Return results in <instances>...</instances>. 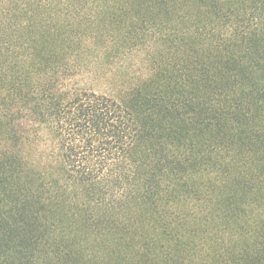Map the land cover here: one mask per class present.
<instances>
[{
  "label": "trees",
  "instance_id": "1",
  "mask_svg": "<svg viewBox=\"0 0 264 264\" xmlns=\"http://www.w3.org/2000/svg\"><path fill=\"white\" fill-rule=\"evenodd\" d=\"M0 264H264V0H0Z\"/></svg>",
  "mask_w": 264,
  "mask_h": 264
},
{
  "label": "rangeland",
  "instance_id": "2",
  "mask_svg": "<svg viewBox=\"0 0 264 264\" xmlns=\"http://www.w3.org/2000/svg\"><path fill=\"white\" fill-rule=\"evenodd\" d=\"M98 44L93 49V54L103 52L104 48H107V54L102 63H98L99 68L96 74H89L86 77H82V86L93 89L99 93H105L114 97L120 98L119 81H126L127 83L137 82L139 79L147 77L150 72V66L148 64L149 58H147V52L145 50H139L134 53L133 56L125 58L123 52L120 54V61L115 65L110 64V49L118 46H113L110 42V35L105 39L98 41ZM121 46V45H119ZM148 64V66H147Z\"/></svg>",
  "mask_w": 264,
  "mask_h": 264
}]
</instances>
